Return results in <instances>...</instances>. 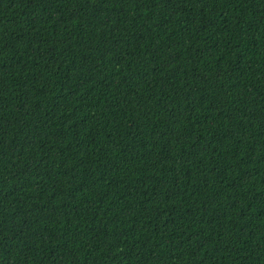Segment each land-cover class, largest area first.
<instances>
[{
    "label": "trees",
    "instance_id": "obj_1",
    "mask_svg": "<svg viewBox=\"0 0 264 264\" xmlns=\"http://www.w3.org/2000/svg\"><path fill=\"white\" fill-rule=\"evenodd\" d=\"M0 264H264V0H0Z\"/></svg>",
    "mask_w": 264,
    "mask_h": 264
}]
</instances>
